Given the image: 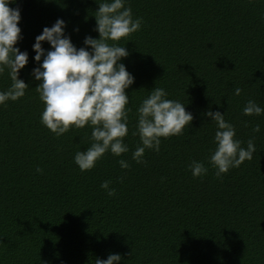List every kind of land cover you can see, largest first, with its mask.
<instances>
[{
  "label": "trees",
  "instance_id": "obj_1",
  "mask_svg": "<svg viewBox=\"0 0 264 264\" xmlns=\"http://www.w3.org/2000/svg\"><path fill=\"white\" fill-rule=\"evenodd\" d=\"M9 6L20 9L22 39L14 46L28 53L18 78L29 88L0 105V264H96L117 253L119 264H264V114H243L248 100L264 108V0H126L142 21L119 42L129 53L120 62L134 77L126 89L129 151L105 153L84 172L73 157L89 146L91 129L57 137L41 124L32 45L58 18L77 48L85 36L98 38V4ZM42 47L50 50L47 42ZM10 84L6 70L0 91ZM153 87L185 104L193 119L183 135L161 138L159 152L146 149L137 163L136 108ZM209 110L224 113L242 147L252 139L256 148L222 178L209 164L215 149ZM120 159L130 167L121 169ZM193 161L207 173L194 178ZM104 181L115 195L101 189Z\"/></svg>",
  "mask_w": 264,
  "mask_h": 264
},
{
  "label": "clouds",
  "instance_id": "obj_2",
  "mask_svg": "<svg viewBox=\"0 0 264 264\" xmlns=\"http://www.w3.org/2000/svg\"><path fill=\"white\" fill-rule=\"evenodd\" d=\"M17 0H0V76L7 70L10 86L0 91V105L24 97L29 88L18 78L19 71L28 63L27 51H20L17 44L22 39L19 7H10ZM95 28L98 38L85 36L83 47L77 48L66 35V22L58 18L51 27L45 26L35 37L32 49L33 60L38 66L31 75L40 83L35 87L44 109L40 122L48 130L60 137L70 129H91L87 137L89 146L77 151L74 163L81 172L96 166L105 153L115 157L129 151L124 138L129 134V95L126 92L134 82V77L120 61L129 53L120 46L122 39L138 31L141 19H133L132 10L126 7V0H96ZM78 31V29H74ZM111 41V43H109ZM42 42L50 45V50L42 47ZM43 57V59H42ZM241 89L236 88L235 95ZM168 92L162 87H153L136 108L134 136L139 137L140 146L132 152V160L143 163L146 149L159 152L161 138L184 134L186 126L191 125L193 116L185 110V104L168 99ZM246 116H261L264 108L255 101L248 100L243 107ZM215 125L212 142L214 151L209 156V164L215 169L217 178L232 168L239 167L250 160L256 151L252 139L247 146L236 138L235 127L225 120L224 113L211 111L205 113ZM256 125L253 132H259ZM121 169H128L126 160H118ZM189 168L192 176L201 177L208 169L203 163L193 161ZM37 172L42 170L37 168ZM110 181L101 183V189L109 197L115 195ZM120 254H109L107 259L96 260V264H119Z\"/></svg>",
  "mask_w": 264,
  "mask_h": 264
}]
</instances>
